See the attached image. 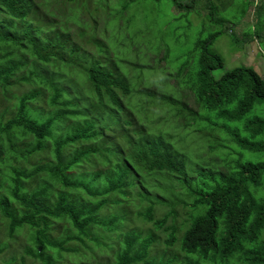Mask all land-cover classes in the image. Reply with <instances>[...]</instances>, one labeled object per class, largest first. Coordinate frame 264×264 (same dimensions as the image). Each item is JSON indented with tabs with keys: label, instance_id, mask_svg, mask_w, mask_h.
<instances>
[{
	"label": "trees",
	"instance_id": "1",
	"mask_svg": "<svg viewBox=\"0 0 264 264\" xmlns=\"http://www.w3.org/2000/svg\"><path fill=\"white\" fill-rule=\"evenodd\" d=\"M143 2L165 3L173 12L170 30L156 40L164 45V60L177 69L186 102L156 86L144 89V72L152 69L125 47L133 44L134 30L144 38L151 33L148 22H157L141 10ZM55 3L61 7L53 14ZM42 7L55 17L60 10L66 22L39 25ZM250 8L253 23L242 25ZM125 14L130 41L124 43V34L115 29ZM101 16L112 33L105 27L98 37ZM70 24L77 27L78 42L70 39L76 31ZM239 33L243 44L257 42L264 53V0H0V93L28 88L11 97L17 103L0 120V224L6 239L13 243L24 235L25 257L40 264L78 257L90 249L88 243L110 252L105 264H172L150 257L153 233L139 240L121 230L126 205L139 198L147 203L140 218L169 233L168 246L181 236L175 262L264 264V78L244 64L228 70V53L221 52L224 59L214 49L225 36L233 50H243ZM161 50L157 46V55ZM80 75L83 85L77 83ZM141 100L160 111H177L178 120L193 131L183 136L187 147H180L188 155L163 140V121L147 128ZM215 154L226 160L225 171L200 167L198 177L188 179L191 156L211 161ZM19 161L32 169L15 168ZM4 168H13L7 186ZM171 177L186 199L173 193ZM163 202L171 212L159 218L155 204ZM181 211L187 215L179 221ZM60 224L64 235L53 238ZM7 249L0 243V254Z\"/></svg>",
	"mask_w": 264,
	"mask_h": 264
},
{
	"label": "rangeland",
	"instance_id": "2",
	"mask_svg": "<svg viewBox=\"0 0 264 264\" xmlns=\"http://www.w3.org/2000/svg\"><path fill=\"white\" fill-rule=\"evenodd\" d=\"M257 2H260L262 0H256ZM59 3H55L54 5H50V8L52 9V13L54 14V8ZM62 5V4H61ZM61 7V6H59ZM141 10L145 14L152 15L157 18V22L150 23L148 22L149 26V31L151 32L148 35H144V38L141 36L135 35V30L133 32V35L135 36V40L133 41V44L127 43L126 48L128 49H135L137 54H133L134 60H141V64H145L148 68L150 67L152 69L151 73H148V71L144 72L146 75L143 81V87L144 89L147 90L149 86H156L160 90L165 91L164 93L172 94L174 98L179 99L180 97L185 101V96L183 94H187L188 92H183L181 88L178 86V81L176 80V75H177V69L170 63L166 62L164 60L165 56V49L164 45L156 40V38L159 37V39L162 37V34H164L167 30H170V27L168 26L170 19L172 17V10L169 6H167L165 3H162L160 7L153 6V5H148L146 2L141 3ZM58 14L55 17L54 15H50L47 11V8H43L42 10L38 13L39 14V25H45L44 22H62L65 23L66 20L61 17V11L56 9L55 10ZM250 17L244 18L241 22L242 25L245 24H251L253 23L252 19V14L253 11L250 8L249 10ZM49 16V19H45L46 16ZM69 15H72V12L69 13ZM129 15V14H128ZM43 19V20H42ZM127 19V14L123 16V19L121 20V23L118 22L116 24V33H121L124 34V43L129 42L128 38V32L126 30L125 26V20ZM197 19H200L198 17H195L194 20V25H198V22L196 21ZM119 24H121L120 27L121 30H119ZM71 28L74 27L76 30V26L73 24H70ZM175 25H171L173 28ZM107 27L110 32L112 33V27L111 24L108 22L107 18L104 19L103 16L99 18V25H98V37H102L103 35L101 34V30L103 28ZM138 28V25H136V29ZM239 30H243L242 28H237V32ZM109 33V34H111ZM79 33L78 31H72L70 33V39L74 40V42H78L76 39L78 37ZM225 37V36H223ZM221 38V40L216 43L215 45V50L225 59V56L221 53L224 51L225 54L228 53V59L226 58V67L228 70H231L233 68H236L240 66L241 64L251 66L255 69V71L260 74L264 78V53L261 52V48L259 47L257 42H254L252 44H243L242 41H244V36H241V33H239V44H243V50L238 51V50H233L232 46L230 45L231 42L227 38ZM118 39V37H116ZM119 40V39H118ZM142 41V44H141ZM106 43V40L104 41ZM135 42V43H134ZM82 44V45H81ZM81 48L83 52L87 53V49L85 50V46L83 43H80ZM120 45V41L119 44ZM157 46L159 48H162L161 51L158 52L157 55ZM88 48V47H87ZM120 48L117 49L119 52ZM91 53L93 50L90 51ZM263 55V56H262ZM112 56V55H111ZM139 56V57H138ZM91 60H98L95 57L90 59ZM106 61V60H105ZM118 68V66L116 65ZM145 70V69H143ZM121 72V71H120ZM158 73L162 74H171L168 79L166 80L165 77H157ZM134 79L131 78L132 84L134 85ZM77 83L83 85L85 83V78L83 77H78ZM164 87V88H160ZM13 92H11L8 96H5L4 94L0 93V120L2 118L1 114L4 113V111L7 110V108L11 111H13L14 106L16 105L17 101L13 98H11L15 94L23 95L28 88L24 87V89H21L20 86H15L12 88ZM165 89V90H164ZM143 99V98H140ZM136 101V97L135 100ZM186 102V101H185ZM142 106V110H146V119H145V124L148 129H153L154 126H157L160 124V121H163L166 123V128L165 129V136H164V141L169 143L172 141V149L174 151H177L183 155H188L189 153L187 151H184L182 148L187 147V142L185 141V138L183 137L187 132H193L190 128H185L183 126V123L178 120L176 116L177 111H170L169 108L166 109V111H160L159 109H156L153 105L148 103L145 100H141L139 102ZM43 106V105H42ZM136 114V112H134ZM138 116H144L143 114H139ZM10 116H5L4 120L7 121ZM164 117L165 121L161 118ZM4 121V122H5ZM153 121V122H152ZM3 122V123H4ZM163 129V127L161 128ZM172 135V137H168V135ZM182 136V137H180ZM191 139V138H190ZM192 141V140H191ZM198 141V138L196 142ZM0 143L1 140H0ZM171 149V150H172ZM172 150V151H173ZM33 165H36L38 163L37 160L33 159ZM191 160H187V165H188V179H194L197 178L198 175L196 174L195 171L198 170V168H203L206 170H211L213 172L217 171H225V166H226V160L223 159V157L217 156L216 154L214 155L213 159L211 161H204V160H196L193 161V156H191ZM13 166L19 167L20 169L26 168L27 170H31L32 166L28 165L24 162L19 161L18 163H13ZM13 168H4L3 169V175H2V180L4 182V186H7L9 184V177L11 175V171ZM161 177V178H168L166 174H155L153 177ZM149 178V180H153L157 183H165L167 179H158L156 180L155 178ZM170 177V176H169ZM174 179L175 182L173 183H168L170 185L175 186V189L173 190V193H176V197L179 198H185V191L182 190L181 184L175 180V178L171 177ZM171 190H169L170 192ZM167 193V199L172 198V195ZM184 193V194H183ZM183 194V195H180ZM160 195L164 197L165 194L163 192L160 193ZM169 203V201H167ZM165 203V206H161L160 203L155 204V213L156 216L159 218L164 217L166 214H169L171 212L170 207H168V203ZM129 205V204H128ZM126 205V211H128V214H126V220L123 221V229L121 230H130L134 233H137L140 236V240H147L150 238V235L154 233L155 235V242L153 246L151 247V258L152 259H157L158 261L161 260H167V261H172V264H179L176 261L177 255H179V244H180V238L181 236H177V241L173 246H168L167 240L169 238V233H166L164 230H156L153 224H149L148 222H145L144 219L140 218L139 212H143V208L147 207V203L142 201L141 199L138 198V201H132V203L129 205ZM187 212L181 211L179 212V217L178 220L181 221L183 218H186ZM172 225V219L168 221L166 224V228L170 227ZM64 227L65 224H60L58 229L55 232H52L53 238L58 237L59 239L64 235ZM23 231V230H21ZM126 231V232H127ZM6 229L5 227L0 224V243L4 246H6L8 249L5 251L3 254H0V264H20L21 258L25 257L24 255V250L27 246V239L23 236L17 237L13 243H10L6 239ZM9 246H8V245ZM116 244V243H115ZM90 249H85L83 248V253L78 256V257H72V256H66L64 255V258L62 260H59V264H99L102 262V264H105L109 260V255L110 252L107 249H101V250H95L94 248L91 247V243H88ZM82 252V251H81ZM183 256V255H182ZM26 263L25 264H40L39 262H36L32 258L25 257ZM57 260V259H56ZM175 262V263H174Z\"/></svg>",
	"mask_w": 264,
	"mask_h": 264
},
{
	"label": "clouds",
	"instance_id": "3",
	"mask_svg": "<svg viewBox=\"0 0 264 264\" xmlns=\"http://www.w3.org/2000/svg\"><path fill=\"white\" fill-rule=\"evenodd\" d=\"M80 76H82V75H80ZM135 234H136V236L138 237V239L140 240V236H139L137 233H135ZM153 236H154V238H155L154 233H153Z\"/></svg>",
	"mask_w": 264,
	"mask_h": 264
}]
</instances>
